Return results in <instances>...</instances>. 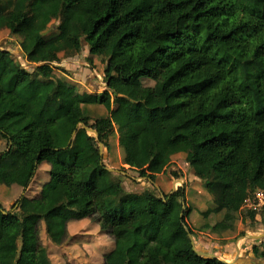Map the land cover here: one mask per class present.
Instances as JSON below:
<instances>
[{"label": "trees", "instance_id": "16d2710c", "mask_svg": "<svg viewBox=\"0 0 264 264\" xmlns=\"http://www.w3.org/2000/svg\"><path fill=\"white\" fill-rule=\"evenodd\" d=\"M34 8L44 15L57 8L55 34L23 29ZM76 18L84 29L72 33ZM2 30L17 37L35 65L24 67L0 50V138L6 141L0 183L25 189L41 163L48 178L35 195L22 194L9 208L0 202V264H52L40 224L60 245L68 223L86 219L113 240L103 264H114L117 249L134 264H239L201 256L192 244L176 247L180 232L193 234L188 213L175 211L182 186L162 192L161 212L150 190L139 210L111 208L123 183L98 146L108 151L112 117L84 113L76 86L54 74L52 63L60 61L59 47L79 53L91 37L88 53L103 58L106 82L96 100L111 95L119 111L120 144L132 153L125 164L154 182L170 166L171 153L184 148L198 180L229 176L234 195L223 202L215 226L233 229L248 192L264 189V0H0ZM142 215L158 219L153 234L137 224ZM251 252L264 258L258 245Z\"/></svg>", "mask_w": 264, "mask_h": 264}, {"label": "rangeland", "instance_id": "374dc122", "mask_svg": "<svg viewBox=\"0 0 264 264\" xmlns=\"http://www.w3.org/2000/svg\"><path fill=\"white\" fill-rule=\"evenodd\" d=\"M45 10V9H44ZM42 13L35 14V8L34 12L32 13V19L30 23L23 27V29L27 28H35L39 32H41L44 36H51L57 32L56 27L59 23V12L57 8L52 9L49 11L46 15ZM84 27L80 20L72 19L70 22L69 30L72 33H78L83 31ZM23 31V30H22ZM9 33V32H8ZM11 35L10 33L6 35L0 36V49H10L11 51H14L17 48L18 55H20V59L16 57L15 59L18 63H20L24 67H32L35 64L28 63L26 58L24 57V54H22V50L19 47L17 37ZM84 38V37H83ZM92 40L91 37H86L83 43V50L85 47V44L90 42ZM59 51H63V53H60L61 60L59 62H55V69L54 74L57 76L67 80L71 84H75V82L72 80L71 74H81L82 77L86 80V72L84 74L81 73V68L84 66V62H86L87 57H84L85 54H83L82 51H80L78 54L77 52H74L73 47L71 46H65V47H59ZM85 53V52H84ZM22 55V56H21ZM93 59L96 62V69L102 70L104 68L103 58L100 56H94ZM100 60V62H99ZM83 62V63H82ZM52 63V64H55ZM103 76V74H102ZM143 83L151 84L149 80L142 79ZM102 82H99V86L102 87L106 85L105 80L102 78ZM83 89V88H82ZM80 91V90H78ZM100 94V93H99ZM97 94V96L99 95ZM83 100H86L88 102L93 103H84L83 104V112L90 115V116H99V115H105L109 114L105 111V107L109 105V103H105V105H99L94 102L95 101V95L90 94L87 90L82 91L80 93ZM100 96V95H99ZM110 101V98H108L107 102ZM92 107L93 109H88L87 107ZM97 106H100V111L96 109ZM101 109H104V111H101ZM106 112V113H105ZM112 119L116 123L119 138L121 131L119 129V126L117 124V118L119 116L118 110H112ZM117 137L110 140V151L108 148V151L106 148L102 147V158L105 165L109 168H113L116 171H113V175L117 176L122 181L123 189L120 191H117L110 200V206L114 209L119 208H125L126 210H139L143 204L144 199L142 193L145 190H150L153 192L151 200L152 206L158 211H162V207L160 204V200L162 197L160 194L165 191V193H171L172 189L170 186V179L176 178L178 179V182H175L173 186L176 190L178 187L182 185V181H180L182 178L186 180L189 177V173H193L192 169L189 168L185 172H182V170H175V169H168L160 174H162V177H159L162 181H165L167 184V188L165 190H161L156 182L149 181L148 179L144 177H140L138 175V172L130 169L127 164H125V158L129 157L131 151L126 146L124 147V150L121 151L119 146H117ZM118 143L120 142V139H118ZM99 147V146H98ZM6 148V141L4 139L0 138V151L4 150ZM172 154V157H176V162H180L181 159H184V154H186V150L184 148H179L175 150ZM100 154V153H99ZM96 156L95 154H92V158ZM89 157V159H92ZM122 161V163H121ZM185 163V162H184ZM47 166H45L44 163H41L38 167V169L35 172L34 177L32 178V182L28 187L25 189L20 188L18 185H11L6 186L4 184L0 183V202L2 203L4 208H9L11 203H13L19 196L22 194L27 195L28 197H31L35 195L40 190V185L48 178V173L46 172ZM172 171H178L180 174L172 175ZM182 178H181V177ZM229 176H224L216 179H211L209 182L206 183L204 181L199 182L196 181L194 184V190H191L192 187L190 185L192 184L191 180L188 181V183L185 185V188L189 187L186 192H184V196L180 199H177L175 201V211L178 215H181L183 212L188 213L185 217V220L187 224L192 229L191 234L193 236V239L196 240V243H198L197 239L204 240L206 242L215 241V238H218V234H222L223 232H228L230 235H233L232 239L230 238V242L233 243L236 238L239 237V242H243L244 246L246 248H250L253 245H258L259 249L264 248V210L258 211L259 213H250L248 208L243 204L242 209H240L239 213L236 214V219L234 222V228L228 229L227 231L221 230L218 226H215V224L221 220L224 206L223 202L234 195V186H232V183L230 181ZM133 178H136L135 180ZM181 178V179H180ZM186 178V179H185ZM198 179V178H197ZM169 181V182H168ZM169 183V184H168ZM161 184V183H160ZM173 188V187H172ZM251 192L249 191L248 194ZM192 214V221L190 220V214ZM208 215V216H206ZM207 217H209V222L204 223L201 225V227H197L199 224H201V220L204 222L207 221ZM246 217L248 220H246ZM253 217V218H252ZM137 224H139L143 231H146L148 234H153L158 226V219L156 217L151 216H144L142 215L141 218L137 221ZM175 228V226H174ZM262 234L260 239L253 240L251 238L252 235H259ZM242 237V239L240 238ZM206 239V240H205ZM209 239V240H208ZM214 239V240H213ZM221 239V238H218ZM228 239L221 240L227 241ZM234 240V241H233ZM40 241L42 245L46 249V255L49 259V261L52 264H103V258L104 254L107 253L109 250L113 247V240L108 235L102 232L99 229V225L89 219H86L84 221H70L68 223V236L66 237L65 241L60 245H55L52 243L47 236L45 235L44 226L41 223L40 224ZM205 242V243H206ZM194 241V245L196 249H199L197 244ZM175 245L179 249L186 248L187 246L191 245V239L189 238L186 230L180 232L178 235V238L176 239ZM231 245H234L231 244ZM229 246V245H228ZM227 246V247H228ZM230 247V246H229ZM248 248V249H249ZM231 249V248H230ZM204 250V249H201ZM212 247L209 248V251L212 252L214 255H216L219 258L228 259L221 255L222 253L212 250ZM206 251V250H204ZM114 264H134L135 259L132 255H126L124 250L117 249L115 251L114 255ZM264 259V258H262ZM239 263H245V264H252L251 261H245L241 258L236 260ZM253 264H264V261L261 260H255L253 261Z\"/></svg>", "mask_w": 264, "mask_h": 264}, {"label": "crops", "instance_id": "0c3cea01", "mask_svg": "<svg viewBox=\"0 0 264 264\" xmlns=\"http://www.w3.org/2000/svg\"><path fill=\"white\" fill-rule=\"evenodd\" d=\"M9 33H8V31L7 30H2L1 32H0V36L1 35H8ZM14 37V36H13ZM85 39V38H84ZM3 50H8V51H10L11 53H12V55L15 57V55H16V57L17 58H19L20 59V55H18V52H17V48L14 50V51H11L10 49H3ZM82 52H83V54H85L84 55V57H87V59L88 58H91V60H92V63L90 64V63H88V61L86 60V62H82L83 64H84V66L81 68V73L82 74H84L85 72H86V77H87V79L85 80L84 79V77H82L81 76V74H71V76H72V80L75 82V86H76V88H77V91L78 90H80V91H78L79 93H82V91H88L90 94H92V95H95V101L96 102H94V103H96V104H99V105H105V103H109V105L107 106V107H105V111L107 112V113H109V115H111V117H112V114H111V111L112 110H114L113 108H114V105H113V103H112V97H111V95H110V101H105L104 103H99L96 99H97V94H99V93H101L104 89H105V85L104 86H102V87H100L99 86V82H101V83H103L102 82V78H103V76H102V70H98V69H96V67L94 66V65H96V62H97V60L98 59H96V61L93 59V55H90L89 53H88V44H85V47H84V50L82 49L81 50ZM85 52V53H84ZM60 53H63L64 54V52L63 51H60L59 52V56H60ZM23 54V53H22ZM76 54H78V53H76ZM22 56V55H21ZM60 60H61V56H60ZM99 62H100V60H99ZM104 79V78H103ZM83 88V89H82ZM110 93V92H109ZM84 103H93V102H88V101H86V100H83V102H82V104H81V107H82V109H83V104ZM88 109H93L91 106L90 107H87ZM100 106H97L96 107V109L98 110V111H100ZM101 111H104V109H101ZM105 112V113H106ZM120 115V114H119ZM117 124L119 125V116H118V118H117ZM112 122H113V125H114V133L111 135V137H110V139H109V146L111 147V145H110V140L112 139V137L114 136V138H118L119 139V134H118V130H117V126H116V123L113 121V119H112ZM118 139H117V146H119V148L121 149V151H123L124 150V147H122V145L120 144V143H118ZM110 147H109V151L111 150L110 149ZM172 154H175V153H171V155H170V158H171V164H170V166L168 167V169H175V170H182V172H185L187 169L189 170V168L187 167V165H188V163L185 161V154H184V159H181V161L180 162H176V157H172ZM185 162V163H184ZM121 163H122V161H121ZM187 164V165H186ZM46 166V165H45ZM189 166V165H188ZM167 169V170H168ZM190 175H189V177L187 178V183H188V181L189 180H191V182H192V184L190 185V187H192V189L191 190H194V182H195V180L196 181H199V182H202V181H200V180H198L197 178H196V176H194V173H189ZM159 177H162V174H158L157 175V177H156V182H157V184H158V186H159V188L161 189V190H165V188H167L168 186H167V184H166V182L165 181H162L161 179H159ZM181 177V176H180ZM182 178V177H181ZM180 178V179H181ZM134 180L136 179V178H133ZM186 179V178H185ZM178 179H176V178H171L169 181H170V186H171V189H173L175 186H173L174 185V183L175 182H178L177 181ZM168 181V182H169ZM181 181H182V187L184 188V192H186L187 190H188V188L189 187H187V188H185V185L187 184L185 181L186 180H184L183 178L181 179ZM161 183V184H160ZM169 184V183H168ZM173 187V188H172ZM21 188V187H20ZM23 189V188H22ZM165 192V191H164ZM242 209V208H241ZM240 211V210H239ZM239 211L237 212V213H239ZM224 212V211H223ZM250 213H259L258 211H254V212H251V211H249ZM236 213V214H237ZM192 214H193V212L190 214V220H191V222H193L192 221V219H193V217H192ZM236 214H235V219H236ZM206 216H208V215H206ZM246 220H248V218L246 217ZM210 220H209V217H207V221L206 222H204L203 220H201V224H199L197 227H201V225H203L204 223H208ZM139 225V224H138ZM140 226V225H139ZM236 226V225H235ZM234 226V227H235ZM141 227V226H140ZM225 231H227V230H225ZM233 235H230V233H228V232H223L222 234H218V238H221V239H216L215 238V241L214 242H211V240H209V242H206V241H204V240H201V239H197V241H198V243H196V240L195 239H193V236H192V240H193V245H194V241H195V243L197 244L196 246H198V248L201 250V249H204V250H206V251H208V252H210L209 251V248L210 247H212V250H214L215 249V251H218V252H220V253H222L221 255H223L224 257H226V258H228V259H225L226 261H230L231 259H236V260H238V259H242V260H244V262L245 261H251L252 262V264L254 263L253 261H255V260H261V261H264V259H262V257H256V256H254V254H252V252H251V249L249 248H246V246H244V241L243 242H239V237L238 238H236V240L233 242L234 243V245H231V244H233V243H231L230 242V238L232 239L233 237H232ZM241 239H242V237H240ZM224 239H228L227 241H222L221 242V240H224ZM258 239H260V238H258ZM206 240V239H205ZM214 240V239H213ZM253 240H256V239H253ZM206 242V243H205ZM230 247H229V246ZM195 246V245H194ZM228 246V247H227ZM231 248V249H230ZM211 250V251H212ZM212 253V252H211ZM223 259V258H222ZM239 263V262H238ZM239 264H241V263H239ZM242 264H245V263H242Z\"/></svg>", "mask_w": 264, "mask_h": 264}, {"label": "water", "instance_id": "95a60500", "mask_svg": "<svg viewBox=\"0 0 264 264\" xmlns=\"http://www.w3.org/2000/svg\"><path fill=\"white\" fill-rule=\"evenodd\" d=\"M1 50V49H0ZM3 50V49H2ZM78 126H80V127H83V128H85L88 132H90V133H92L95 137H97V133H96V131L94 130V129H92V128H90L89 126H86L84 123H79L78 124ZM74 134V132L72 133V135ZM72 138V137H71ZM71 138L69 139V141H68V145H70V142H71ZM102 147H103V145H102V143H99V153H100V155H102ZM107 169L109 170V171H111V172H115L116 170L115 169H113V168H109V167H107ZM181 181V180H180ZM175 189L173 188L172 189V191H171V193L174 191ZM161 195V197H163V194H160ZM187 234H188V236H189V238L191 239V244L193 245V240H192V235H191V233L187 230ZM261 235L262 234H259V235H252L251 236V238L252 239H258V238H260L261 237ZM264 235V234H263ZM193 250L195 251V252H197V254H199V255H201V256H205V257H217L216 255H214L213 253H211V252H208V251H204V250H200V249H196V247L193 245ZM217 258H219V257H217ZM220 260H222V261H224V262H227V263H237V261H236V259H231L230 261H226L225 259H222V258H219Z\"/></svg>", "mask_w": 264, "mask_h": 264}, {"label": "built area", "instance_id": "2783aa9c", "mask_svg": "<svg viewBox=\"0 0 264 264\" xmlns=\"http://www.w3.org/2000/svg\"><path fill=\"white\" fill-rule=\"evenodd\" d=\"M53 65H56V63ZM244 204L249 209L248 211L251 212L264 210V189L255 188L252 190L251 193L247 195Z\"/></svg>", "mask_w": 264, "mask_h": 264}, {"label": "clouds", "instance_id": "9594fccd", "mask_svg": "<svg viewBox=\"0 0 264 264\" xmlns=\"http://www.w3.org/2000/svg\"><path fill=\"white\" fill-rule=\"evenodd\" d=\"M57 63V62H56Z\"/></svg>", "mask_w": 264, "mask_h": 264}]
</instances>
